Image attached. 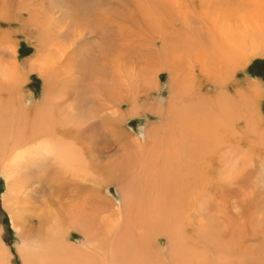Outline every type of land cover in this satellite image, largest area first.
Wrapping results in <instances>:
<instances>
[{
  "label": "bare ground",
  "instance_id": "bare-ground-1",
  "mask_svg": "<svg viewBox=\"0 0 264 264\" xmlns=\"http://www.w3.org/2000/svg\"><path fill=\"white\" fill-rule=\"evenodd\" d=\"M123 1L131 10L119 17L127 41L117 49L95 0L74 13L65 0L47 13L35 0H0V21L18 19L35 37L24 64L42 82L41 98L25 106L18 87L30 76L18 70L17 36L0 28V173L20 261L263 263L264 90L236 77L264 58V0ZM104 31L116 50L101 45ZM126 53L137 63H124ZM161 69L168 96L151 102ZM143 113L157 120L137 137L129 122ZM161 235L164 253L154 244ZM5 248L0 236V264Z\"/></svg>",
  "mask_w": 264,
  "mask_h": 264
},
{
  "label": "rangeland",
  "instance_id": "rangeland-1",
  "mask_svg": "<svg viewBox=\"0 0 264 264\" xmlns=\"http://www.w3.org/2000/svg\"><path fill=\"white\" fill-rule=\"evenodd\" d=\"M35 1H37L38 10L42 11V12H45V13L49 12L53 8L61 7L65 3L68 4L69 11L74 13L75 5L80 6L82 4V2H80V1H83V0H65V2L63 4H61L62 0H35ZM95 1L98 2L103 7L102 11L104 13L102 12V17L105 18V22L108 19L110 20L111 27L113 29L112 34L116 33V38L119 40V43H117V45H116V46H118L117 49H119V46L121 45L120 42L123 43V42L127 41V37L125 38L124 34H122V32L119 31V29L122 27V26H119V22H122V20L119 19V17L122 18V17H125L126 15L128 16V14H130L129 12L131 10V5L129 3H127V2H124L123 0H95ZM47 4H48V6H47ZM48 7H50V8H48ZM70 16H72V13H70ZM110 17H112V18H110ZM16 18H18V16ZM22 18L26 19L27 18V14L26 13L22 14ZM69 22H70L69 19H67L65 22H59L57 25L60 24V26H61L60 29L62 28V30H63L69 25ZM133 23H136V21L133 20ZM132 27L135 28L134 26H132ZM0 28H2V29L11 28V31L13 32L14 36L15 37L17 36L16 38H14V40L17 42V45H18V48H19V49H17L18 70L20 72L22 80H23L24 77H26L28 79V77L30 76L29 77L30 80H28L27 82H25V80H23L21 82L20 86L18 87V88H20V91H21V96H20L19 99H20L21 102H23V104L25 106L28 107L32 102H34V100L37 102L41 98V96H40L41 92L40 91L42 89V82H41V80H39V78H38L39 76H38L37 72L33 71V72H31L30 75H28V73L26 72V66L24 64V62L30 56H32V57L35 56V52H34V48H33L34 46H36V43L34 41L35 37H33L32 35H31V37H29L25 32L22 31L21 22L18 19L16 21H14L13 23H4L3 21L2 22L0 21ZM139 31L142 34L143 33V28H141V27L137 28L134 36H138L139 35ZM105 32L106 31L103 32V34L105 36L103 34H101L102 38H101L100 43H101V45L103 44L102 46L104 48L108 47L107 45L109 44V48H110V47H112L115 44V40H116L114 38L115 34L112 35V34H108V33H110L108 31L106 33ZM32 33L34 35L36 33L35 30H33ZM68 40L70 42V39H68ZM109 41H111V42H109ZM111 43H113V44H111ZM158 44L159 43H157L156 46H159ZM111 50H116V49H114V46H113V48ZM111 50L109 49L110 57L108 56V60L109 61H112V60L114 61L115 56H113L114 53ZM137 50H140V49H134L135 52ZM58 56H59V54H58ZM65 61L66 60L63 58L61 60V62L58 64V71L57 72L59 74L62 73V68L61 67L65 65ZM123 61L126 64L128 63L129 65H131V64L133 65V64L137 63V57L134 58V59L132 58V60H131L130 54L126 53ZM236 78H241V80H244V81H246L247 79L248 80L250 79L252 81H254V79L255 80L258 79V81H262V87H263V90H264V58H259V57L254 58L248 64L247 68H245L244 70H241L240 72H238V75H237ZM157 79H158L157 80L158 82L156 84V89H155V91H153L151 93L150 98H149V100L151 102L155 101L156 99L163 100V99H165L168 96V90H167V87H168V81H167L168 80V74H167V72H165L163 69L158 71ZM5 95H6V93L5 94L3 92L1 93L2 97H5ZM141 101H142L141 103H143V100H141ZM258 101H259L258 104H260L259 105L260 109L262 110L260 112H261L262 115H264V97L262 99H259ZM19 104L20 103L16 102L15 106H18ZM122 108L123 109H127L126 103L123 104ZM141 115H142L141 117L132 120V122H129V126H128L129 129L131 131H133L132 134L134 133V136H137V137L142 136V133H143L142 129H143L144 125H146L148 122H151V121L156 122V120H157L156 116H152L149 113H147V115L145 113H143ZM238 128H239V126H238ZM216 167H217V163L211 165V168H210V174L211 175L214 174V171H215ZM17 173H18L17 169H14L13 170V175L17 174ZM23 177H26V175H24ZM19 178H21V177H19ZM20 183H24V182L22 180H20ZM6 189H8V186L6 184V179L3 177L2 173H0V236L5 241L6 246H8V248H12V251L14 252V250L16 248L15 245H16L18 239H17V236H16L17 234L15 232V229L11 225L10 215L8 213V210L5 207V205L3 204V196H2V194L5 192ZM108 195L113 197V199H115L116 202L119 201L118 200V194L116 192V187H114V185H111L110 188L108 189ZM240 223H241V221H240ZM189 231H190V229H189ZM227 237H229V235H228V233H226V231H220L219 239L223 243L227 242V240H228ZM71 239L74 240V241H78L80 239V236L78 234H73ZM154 239H155L154 240V244L156 246H158L159 251L164 253L165 250H166L165 237L161 235V236H158V237H156ZM249 241H252V240H246L245 242L250 243ZM230 243H231V245H234L233 242H230ZM260 245L262 246V248H264V233L262 235V239H261V244ZM7 252H8V250H7ZM9 253L10 252H8V254ZM10 256H11L12 264H20V260H19L20 258L18 259L17 256L13 255V253H10ZM263 263H261V264H263ZM249 264H251V263H249Z\"/></svg>",
  "mask_w": 264,
  "mask_h": 264
},
{
  "label": "crops",
  "instance_id": "crops-1",
  "mask_svg": "<svg viewBox=\"0 0 264 264\" xmlns=\"http://www.w3.org/2000/svg\"><path fill=\"white\" fill-rule=\"evenodd\" d=\"M4 210V209H3ZM17 236V235H16ZM7 250H8V252H10V253H13V255L14 256H17L18 257V259L20 258V255H19V253L16 251V249L14 250V252L12 251V248H8L7 246H6V248H5V251H4V262H5V264H12V262H11V256H10V253L8 254V252H7ZM20 260V259H19ZM20 264H22V262L20 261Z\"/></svg>",
  "mask_w": 264,
  "mask_h": 264
}]
</instances>
